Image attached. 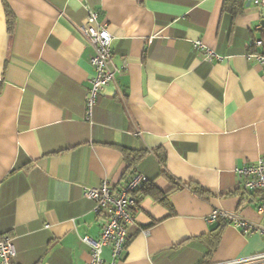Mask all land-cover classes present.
Listing matches in <instances>:
<instances>
[{
    "label": "crops",
    "instance_id": "crops-1",
    "mask_svg": "<svg viewBox=\"0 0 264 264\" xmlns=\"http://www.w3.org/2000/svg\"><path fill=\"white\" fill-rule=\"evenodd\" d=\"M88 9L112 35L113 83L85 118L93 49L78 31ZM8 12L11 17H8ZM261 9L249 0H0V235L14 264H88L102 218L85 187L119 189L133 172L173 209L136 193L130 239L114 264H218L264 249L258 232L214 209L264 225L263 193L236 172L264 155V76L252 42ZM200 41L217 58L204 59ZM121 147L143 155L128 168ZM162 154L164 162L158 157ZM113 262L110 246L100 253ZM260 264V263H243Z\"/></svg>",
    "mask_w": 264,
    "mask_h": 264
},
{
    "label": "built area",
    "instance_id": "built-area-1",
    "mask_svg": "<svg viewBox=\"0 0 264 264\" xmlns=\"http://www.w3.org/2000/svg\"><path fill=\"white\" fill-rule=\"evenodd\" d=\"M260 7L261 18L258 28L262 37L254 39L253 52L246 53L247 59H254L261 67L264 76V0H249ZM79 33L93 49L90 59L94 74L90 79V87L86 95L85 118L90 119L93 105L101 89L114 82L115 70L112 62V35L107 26L99 21V13L88 9L83 23L78 27ZM196 48L204 50V59L211 62L217 55L210 49L204 48L200 41H196ZM241 186L244 190L264 194V155L256 161L244 164L236 170ZM148 181L147 177L138 171L132 173L127 182L119 189H115L107 180H103L98 187H85L82 196L93 201L95 212L102 218L101 231L98 239L82 240L91 247V261L88 264H103L100 253L104 246H110L113 262L119 257L126 246L129 233L134 226V211L138 204L136 193ZM257 212L264 216V202L257 207ZM224 219L235 225L242 233L258 232L264 239V225L254 223L239 215L227 213L221 209H214L209 222ZM15 250L13 238L9 234L0 235V264H14ZM264 264V249L247 258L218 264Z\"/></svg>",
    "mask_w": 264,
    "mask_h": 264
},
{
    "label": "trees",
    "instance_id": "trees-1",
    "mask_svg": "<svg viewBox=\"0 0 264 264\" xmlns=\"http://www.w3.org/2000/svg\"><path fill=\"white\" fill-rule=\"evenodd\" d=\"M8 17H11L10 12H8ZM121 149H122L123 153L125 154V159L128 163V168H131L133 166V164L135 162H137L143 155L139 151L131 150V149H128L125 147H121ZM158 157L161 159L162 162H164L165 159H164L162 154L159 153ZM162 174L166 177V179H168V181L172 185L171 189L167 193H162L159 190H157L155 187H153L151 184L148 183L149 180L140 188V190L143 191L144 195L151 196L156 202H159V203L163 204L164 206H166L167 208H169L170 214L174 213L173 209L170 205V202H169V196L172 193H175L177 191H180V190L188 187L199 195H205L206 194L204 189L201 188L200 186L196 185V184L179 183L174 178L169 176L165 171ZM226 224H227L226 220L219 219L217 225L210 230V233L208 234V239L210 241H213V242L215 240L217 241ZM130 238H131V236H130Z\"/></svg>",
    "mask_w": 264,
    "mask_h": 264
}]
</instances>
